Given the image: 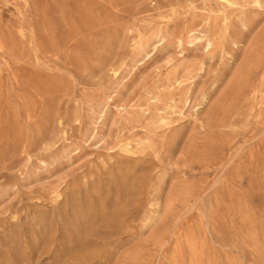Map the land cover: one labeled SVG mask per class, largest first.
I'll list each match as a JSON object with an SVG mask.
<instances>
[{
  "label": "rangeland",
  "instance_id": "obj_1",
  "mask_svg": "<svg viewBox=\"0 0 264 264\" xmlns=\"http://www.w3.org/2000/svg\"><path fill=\"white\" fill-rule=\"evenodd\" d=\"M232 1L0 0V264L244 263L264 0Z\"/></svg>",
  "mask_w": 264,
  "mask_h": 264
},
{
  "label": "bare ground",
  "instance_id": "obj_2",
  "mask_svg": "<svg viewBox=\"0 0 264 264\" xmlns=\"http://www.w3.org/2000/svg\"><path fill=\"white\" fill-rule=\"evenodd\" d=\"M224 1L227 3H231L232 0H224ZM262 1L263 0H252V3L256 7H261ZM224 28H225L224 29L225 32L229 34V30H230L229 26L226 24ZM243 28H245V25L241 24L240 27H237L233 32L231 31L233 33L231 44L236 45L240 43L241 40L239 39V36L240 34H242ZM160 43H161V39L158 40L157 46H159ZM246 67H247L246 69H247L248 80H247V85L243 91H247L249 97L253 100H256L259 96L262 99H264V59L261 65H258L255 62L253 63L251 62ZM263 158H264V141L262 142L259 148V153L257 154V156H251L249 161L251 163L245 167L244 173L249 177L255 179L256 174H258V172L260 171L259 169L260 165L264 161ZM250 168H252V170ZM243 211L244 214L242 219V236H241V249H242V256L244 259L243 264L249 263L246 262V259L249 257L254 259V261H257V263L259 264H264V221L258 226L256 224L250 226L248 224L247 207H244Z\"/></svg>",
  "mask_w": 264,
  "mask_h": 264
}]
</instances>
